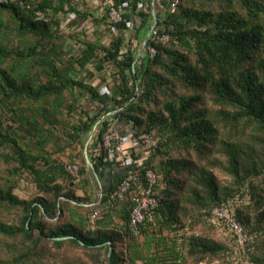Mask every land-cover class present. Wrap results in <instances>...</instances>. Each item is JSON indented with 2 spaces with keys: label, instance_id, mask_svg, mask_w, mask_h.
<instances>
[{
  "label": "trees",
  "instance_id": "1",
  "mask_svg": "<svg viewBox=\"0 0 264 264\" xmlns=\"http://www.w3.org/2000/svg\"><path fill=\"white\" fill-rule=\"evenodd\" d=\"M100 1V18L84 13L91 33L71 35L61 31L59 14L76 13L75 0H30L28 11L0 3V147L9 149L0 151V208L13 214L0 215V249L11 254L0 256V264H186L187 258L193 264L215 258L231 263L228 242L194 234L208 220L209 228L229 233L247 264H264L256 245L257 231H264V0H176L173 8L174 0H161V12L155 0ZM124 3L137 20L125 13L111 22L109 5L120 10ZM36 11L47 20L36 19ZM154 18L167 41L147 37ZM99 28L97 38L87 35ZM123 31L133 36L125 41ZM10 36L17 40L11 47ZM144 41L155 49L153 56L137 53ZM95 70H108L109 77H85ZM4 112L15 128L3 122ZM58 118L69 147L93 134L87 149L95 175L115 170V182L97 198L91 188L83 197L71 189L88 183L74 155L52 163L45 149L56 138ZM128 121L135 136L157 139L142 160V147L131 152L142 183L145 170L158 175L157 207L137 224V235L129 225L135 185L124 198L116 196L123 169L107 160L104 138L108 129L123 133ZM26 140L36 152L26 149ZM71 164L78 166V182L66 169ZM25 171L48 197L14 193L15 176ZM58 171L66 176L64 184L56 182ZM228 202L250 237L245 245L212 215ZM65 210L69 218H63Z\"/></svg>",
  "mask_w": 264,
  "mask_h": 264
},
{
  "label": "rangeland",
  "instance_id": "2",
  "mask_svg": "<svg viewBox=\"0 0 264 264\" xmlns=\"http://www.w3.org/2000/svg\"><path fill=\"white\" fill-rule=\"evenodd\" d=\"M155 2H156V6H157L156 10L161 12L163 10L161 0H155ZM73 6L76 8V10H75L76 13L67 9L65 13L59 14V17L61 18V29H62L61 31L64 32L65 34H68V35H71L72 33L77 34L78 32H81L82 30H86V31H88V33H91L90 29L92 28L93 24H91L90 18L87 17V19L83 21L82 20L83 18L81 19L80 16L81 15L85 16L84 13L90 11L94 15H96L98 18H100V15H102L104 10H105V6L102 7V10L100 13L96 11L97 9H95V7H96L95 4L88 3V2L83 3V1H81V0H75V2H73ZM71 13H75L74 18H71V16H70ZM131 14H129V17L130 18L132 17L133 20L136 18V20H137L136 14L135 13H131ZM4 17H6V16H4ZM100 33H101V28L98 29L97 34H93V35L87 34V35L89 37H92L95 39L98 36H100ZM122 35H123V39L125 41H127V39H130L132 33L129 31H123ZM15 43H17V40L13 36H10L9 42H8L9 47L15 45ZM68 43H69L68 44L69 49L74 50L75 47L73 46L71 41H68ZM142 45H143V42H141V44H139V46H138V50H137L138 54L143 52ZM9 64H10L9 62H6V63H4L3 66L6 67ZM101 70H102V68H101ZM103 70H105V69L103 68ZM93 73L94 74H92V75L91 74L90 75L85 74V77H87V79L89 77L90 79L92 78L94 80L96 78H98V76H102L104 78L109 77V71L108 70L106 72H104V71L101 72L100 70H97V71L95 70V71H93ZM84 106L89 111H91V109L93 111L94 106L92 104H90L89 101L84 100ZM10 116H11L10 113L4 112L3 122L6 125H8V127L13 129L16 127V124L12 123V121L10 120L11 119ZM61 119L62 118H58V121H57L58 123H56L57 124V130H56L55 140L53 139L51 141V143L48 146H46L45 149L51 154L50 158L52 160V163H57V162L63 163V162L68 161L69 160V156H68L69 154L68 153L74 155L75 156L74 161H76L78 163V165L85 170V173H86L85 175L88 178V183L86 184L84 182H81L78 185H73V186L70 185L71 189L74 191L75 195H77L78 197H83L84 196V190H87L89 193L90 188H91L94 191V194L92 197L97 198L99 196V194L102 192L101 190H103V191L106 190L109 187V184L111 182H115L116 179L114 178V176H112L114 173L110 172V171H109V173L105 172L101 178L97 174L95 175V173L93 172L91 167L88 165V163L86 161L83 162L82 157H81V154H83L84 157L86 156L89 159V156H88L89 151H88L87 147L91 141L90 136L92 137L93 134L89 133V134H86L85 136H83L81 145L77 144L75 146V144H74V148L69 147L65 144L66 139L62 134V130L65 127L62 126V124H59ZM24 143L26 145V149L30 148L32 151L36 152V145L35 144H30V142H28L27 140H26V142L24 141ZM58 147H62L63 150L57 149ZM85 148H86V150H85ZM0 151L2 153H6V152H9V149L7 147H0ZM1 160H2V158H1V154H0V164H2ZM108 174H110V176H111L110 178L108 177ZM15 179H16L17 183H16V188L14 190V193L16 195H18L19 197L25 198V199H33L34 197H36L38 195H42L45 197L49 196V194H44L43 192H41L37 189L36 183L33 179V176L30 173H28L26 171L22 172V173H18L15 176ZM1 180L3 181V178H1ZM57 181L59 183L64 184L66 181L65 174L58 171V177H57L56 182ZM0 213H1L0 215L6 219L13 217V214L11 212L4 210V209H1V208H0ZM63 213H64L63 218L64 217L69 218V211L68 210H65ZM74 222L76 224H79L75 220H74ZM209 222H210L209 220L206 222H202L201 225L198 226V229L194 232V234L211 237L215 241H221V242H226V243L228 242L227 245L230 247V250L233 247V250L231 253V263H229V264H247L244 257L242 256L241 252L239 251L238 247H236L234 245L231 246V240L229 238V233L227 231H225L224 229L219 228V227L214 228V229L209 228V225H208ZM254 226H255V221L252 220L250 222L249 227L253 228ZM93 227H94V223H93V219H91L88 222V228L93 229ZM185 233H186L185 235H189L191 232L188 231ZM139 239H141V238L139 237ZM125 245H126V243H125ZM256 245H258L257 246V253L261 256L264 255V231L263 230L257 231ZM118 249H125V248L122 247L120 244H118ZM68 250L74 256L77 255V256L82 257V254L80 251H73V250H70L69 248H68ZM0 256L3 258H10L11 254L5 252L3 249H0ZM138 263H140V260H138ZM186 264H193V262L189 258H187ZM201 264H221V259L215 258L212 261H206L205 260L204 262H201Z\"/></svg>",
  "mask_w": 264,
  "mask_h": 264
},
{
  "label": "built area",
  "instance_id": "3",
  "mask_svg": "<svg viewBox=\"0 0 264 264\" xmlns=\"http://www.w3.org/2000/svg\"><path fill=\"white\" fill-rule=\"evenodd\" d=\"M0 3H14L22 10L27 11L32 9L30 0H0ZM176 3L177 1L174 0L171 3V8H173ZM126 7V3L123 4L120 10L109 5L108 16L110 21L114 23L122 21L124 19L123 16L127 11ZM35 17L38 20H47L46 15L42 11H36ZM155 23L156 20L154 18L147 37L152 35L162 42L167 41L168 36L164 34L160 35ZM128 24L129 27H132V23L130 21ZM142 48L143 51L147 50L150 56L155 54V49L150 45H146V41L143 42ZM141 53L139 55H141ZM104 138L105 146L107 148V160L115 166L123 169L124 178L116 189V196L119 199L124 198L126 193L131 189L132 185H135L136 189L132 195L134 206L130 214L129 225L133 234L137 235V224L145 218H152L153 211L157 207L158 201L153 194V188L158 182V175L152 169H147L144 173L145 182L142 183L140 181V171L135 167V165H133L134 163L131 152L134 147L140 146L145 154L151 153L157 146V139L150 133H142L135 136V131L132 127L131 121L126 123L125 131L123 133L118 132L115 128L108 129ZM66 169L74 182H78L80 180L77 165H68ZM212 215L216 220L223 221L226 224L232 235L236 237L239 245H245L250 237L246 234L242 225L232 214L229 202L216 206L212 211Z\"/></svg>",
  "mask_w": 264,
  "mask_h": 264
},
{
  "label": "crops",
  "instance_id": "4",
  "mask_svg": "<svg viewBox=\"0 0 264 264\" xmlns=\"http://www.w3.org/2000/svg\"><path fill=\"white\" fill-rule=\"evenodd\" d=\"M81 1H83V3H84V2H88V3L95 4V6H96L95 9H97L96 11L99 12V13L101 12L102 7L104 6V5H102V2H101L100 0H81ZM97 12H96V13H97ZM125 13H126V15H127V16H126L127 19L129 20V19H130L129 14H128L127 12H125ZM70 16H71V18H74V17H75V13H71ZM80 18H81V19L83 18L82 20L84 21V20L87 19V16L85 17V16H82V15H81ZM135 148H136V147H135ZM138 151L140 152V155H139V158L137 159V161H140V160H142V159L145 157V152H144V151H141L140 148L137 149V152H138ZM112 171L115 172V170H113V169H112ZM112 171H110V172H112ZM108 172H109V171H108ZM114 172H113V173H114ZM108 177H109V178L111 177L110 174H108Z\"/></svg>",
  "mask_w": 264,
  "mask_h": 264
},
{
  "label": "water",
  "instance_id": "5",
  "mask_svg": "<svg viewBox=\"0 0 264 264\" xmlns=\"http://www.w3.org/2000/svg\"><path fill=\"white\" fill-rule=\"evenodd\" d=\"M86 150V148H85ZM86 162L88 163V165L93 169L92 163L90 162V160L86 157Z\"/></svg>",
  "mask_w": 264,
  "mask_h": 264
}]
</instances>
